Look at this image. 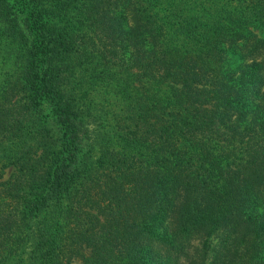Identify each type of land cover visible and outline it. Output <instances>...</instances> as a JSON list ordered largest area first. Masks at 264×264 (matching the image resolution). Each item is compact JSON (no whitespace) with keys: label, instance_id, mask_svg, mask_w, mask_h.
Wrapping results in <instances>:
<instances>
[{"label":"trees","instance_id":"trees-1","mask_svg":"<svg viewBox=\"0 0 264 264\" xmlns=\"http://www.w3.org/2000/svg\"><path fill=\"white\" fill-rule=\"evenodd\" d=\"M0 264H264V0H0Z\"/></svg>","mask_w":264,"mask_h":264},{"label":"rangeland","instance_id":"rangeland-1","mask_svg":"<svg viewBox=\"0 0 264 264\" xmlns=\"http://www.w3.org/2000/svg\"><path fill=\"white\" fill-rule=\"evenodd\" d=\"M10 170H11L10 167H5L3 165V168H2L0 166V173H2L1 179H4L8 175V173L10 172ZM73 264H78V262L77 261H74Z\"/></svg>","mask_w":264,"mask_h":264}]
</instances>
